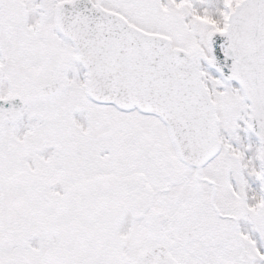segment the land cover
<instances>
[{"label":"snow or ice","instance_id":"6c2138e0","mask_svg":"<svg viewBox=\"0 0 264 264\" xmlns=\"http://www.w3.org/2000/svg\"><path fill=\"white\" fill-rule=\"evenodd\" d=\"M0 264H264V0H0Z\"/></svg>","mask_w":264,"mask_h":264}]
</instances>
